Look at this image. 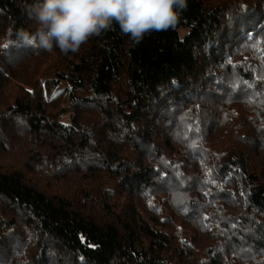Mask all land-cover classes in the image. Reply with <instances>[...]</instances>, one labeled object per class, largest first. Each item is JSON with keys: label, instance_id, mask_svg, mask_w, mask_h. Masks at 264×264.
<instances>
[{"label": "trees", "instance_id": "1", "mask_svg": "<svg viewBox=\"0 0 264 264\" xmlns=\"http://www.w3.org/2000/svg\"><path fill=\"white\" fill-rule=\"evenodd\" d=\"M39 2L0 0L2 85L57 59L0 107V151L30 140L0 163V264H264V0H188L175 29L134 45L113 22L68 54L24 43Z\"/></svg>", "mask_w": 264, "mask_h": 264}, {"label": "clouds", "instance_id": "2", "mask_svg": "<svg viewBox=\"0 0 264 264\" xmlns=\"http://www.w3.org/2000/svg\"><path fill=\"white\" fill-rule=\"evenodd\" d=\"M188 0H40L29 14L37 25L22 32L28 46L77 53L94 36L111 30L113 22L134 45L151 32L175 29Z\"/></svg>", "mask_w": 264, "mask_h": 264}, {"label": "rangeland", "instance_id": "3", "mask_svg": "<svg viewBox=\"0 0 264 264\" xmlns=\"http://www.w3.org/2000/svg\"><path fill=\"white\" fill-rule=\"evenodd\" d=\"M56 55L54 54H48V55H44L40 58L35 59L34 61L30 60L27 63H25L24 65H21L17 68H15L14 70L16 71V75L15 78L14 76V72H11L9 74V76L7 77V82L6 84H3L0 82V107H4V104L2 103V100L5 97H9V94H15L16 91L18 90L19 84L17 83L18 79H25V81H28L27 77L28 75H33L35 74L36 76H41L42 74L46 75H50L51 78H53L54 72H55V68L53 67V65H55L56 63ZM31 66H34L32 68V70H30ZM12 71V70H10ZM45 78H41V80L43 81ZM63 86H65V82H61L59 89H62ZM55 97V94L52 95V97H46V101H51V98ZM63 107H69L68 103L66 101H64L63 99L59 98L57 100H55L53 102V105L49 106L48 111L45 113L49 118L50 117H56V120L64 125H68L69 122H71V115H72V110H67V111H60ZM192 111V110H190ZM189 113L188 112L185 116H184V120H186L187 122H189ZM65 116L64 118H62V116ZM88 124L87 125L85 124ZM93 124V125H92ZM83 127L80 128H84L85 133H87L88 136H90L94 130L95 124L93 123V121L91 122H82ZM79 131H83L81 129H79ZM11 138L8 142V150L1 152L0 151V163L1 165H5V166H14V167H18V166H22L26 163V161L28 160L26 155H25V148L22 147V145H26L29 143V139L27 138H22V137H27V135H23V136H19L18 138H14V136L9 135ZM29 161V160H28ZM175 166H177V164H175ZM192 167V166H191ZM188 168V167H187ZM195 168V166L193 167ZM185 169V168H184ZM189 170V169H188ZM209 170L208 167H206L204 169V172H207ZM183 171V170H182ZM184 171H187V169H185ZM65 175L67 176H74V177H78L76 178V180H74V182H78L81 178V174L80 173H72L69 174L68 172L65 173ZM30 176H32L33 180L36 183H48V184H52L57 180H61L59 176H56L54 178L51 179H45L43 177H39V179H37L34 176V173L30 174ZM54 179V180H53ZM53 180V181H50ZM60 188H64L66 185L63 183V180L60 181V184L58 185ZM163 196H160V199H163ZM149 201V200H148ZM147 201V202H148ZM153 201L158 203V200L153 198ZM150 208V206H149ZM161 209V208H160ZM237 210H239V208L237 207ZM236 210V211H237ZM206 214V213H205ZM192 220H194L193 218H191ZM177 223H181L180 220H177ZM208 225V226H207ZM179 226V224H178ZM201 226L203 227L202 230H207L208 232L211 231V229L214 228L213 224H201ZM19 230L21 228H18ZM20 245H18L17 248H19ZM17 255V252L15 253ZM0 260L2 261V258H0ZM0 261V263H1Z\"/></svg>", "mask_w": 264, "mask_h": 264}, {"label": "built area", "instance_id": "4", "mask_svg": "<svg viewBox=\"0 0 264 264\" xmlns=\"http://www.w3.org/2000/svg\"><path fill=\"white\" fill-rule=\"evenodd\" d=\"M64 117H65V116L63 115L62 118H64ZM69 124H70V122H69Z\"/></svg>", "mask_w": 264, "mask_h": 264}, {"label": "snow or ice", "instance_id": "5", "mask_svg": "<svg viewBox=\"0 0 264 264\" xmlns=\"http://www.w3.org/2000/svg\"><path fill=\"white\" fill-rule=\"evenodd\" d=\"M83 239V238H82Z\"/></svg>", "mask_w": 264, "mask_h": 264}]
</instances>
